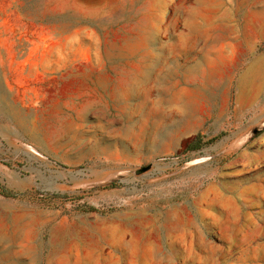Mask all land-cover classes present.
I'll use <instances>...</instances> for the list:
<instances>
[{
	"label": "rangeland",
	"instance_id": "obj_1",
	"mask_svg": "<svg viewBox=\"0 0 264 264\" xmlns=\"http://www.w3.org/2000/svg\"><path fill=\"white\" fill-rule=\"evenodd\" d=\"M0 264H264V0H0Z\"/></svg>",
	"mask_w": 264,
	"mask_h": 264
},
{
	"label": "trees",
	"instance_id": "obj_2",
	"mask_svg": "<svg viewBox=\"0 0 264 264\" xmlns=\"http://www.w3.org/2000/svg\"><path fill=\"white\" fill-rule=\"evenodd\" d=\"M199 141H200V135L197 133V134L194 136V139L192 140V143H193V142L196 143V142H199ZM188 147H190L189 149H196V148H197V146L194 147V146H191V145L188 146ZM108 187H114V186H113V184H111V185H109Z\"/></svg>",
	"mask_w": 264,
	"mask_h": 264
}]
</instances>
